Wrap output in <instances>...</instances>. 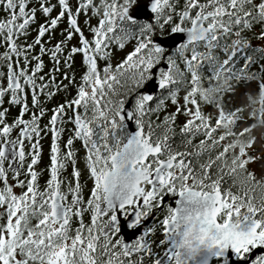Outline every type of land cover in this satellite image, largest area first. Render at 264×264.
I'll return each mask as SVG.
<instances>
[{"label":"snow or ice","instance_id":"1","mask_svg":"<svg viewBox=\"0 0 264 264\" xmlns=\"http://www.w3.org/2000/svg\"><path fill=\"white\" fill-rule=\"evenodd\" d=\"M261 41L264 0H0V264H264L208 100Z\"/></svg>","mask_w":264,"mask_h":264},{"label":"trees","instance_id":"2","mask_svg":"<svg viewBox=\"0 0 264 264\" xmlns=\"http://www.w3.org/2000/svg\"><path fill=\"white\" fill-rule=\"evenodd\" d=\"M250 84L253 85L252 94L248 90ZM182 95L183 92H181ZM208 100L214 101L224 113L230 114V119L222 118L221 123L217 125L219 131L213 133L214 138L223 136L216 146L209 145L213 155L227 146L225 160L235 159L239 164L242 159L241 153H246L248 158H252L246 170L254 174L258 183H253L244 176V170L240 167H237L235 173L243 181V186L255 189L254 195H264V91L258 94L256 84L249 83L246 86L241 85L234 92L221 89V94H213L208 97ZM233 109L236 111L233 112ZM204 111L213 113L216 107L209 103L206 104Z\"/></svg>","mask_w":264,"mask_h":264},{"label":"flooded vegetation","instance_id":"3","mask_svg":"<svg viewBox=\"0 0 264 264\" xmlns=\"http://www.w3.org/2000/svg\"><path fill=\"white\" fill-rule=\"evenodd\" d=\"M57 31H59V30H57ZM253 32H255V28L253 29ZM249 35V37L251 38V36H252V33H249L248 34ZM255 40H252V43L253 44H255ZM73 43H75V40H73ZM260 43H264V41H261ZM77 59H79V57H77ZM237 89V88H236ZM56 99L57 100H59L60 99V97L59 96H57L56 97ZM42 143H44V144H46L47 143V138L45 137V139H44V141H42ZM41 167L43 166V163H41V165H40ZM237 170V169H236ZM235 175L237 176V174L235 173ZM250 188H252L253 189V187H250Z\"/></svg>","mask_w":264,"mask_h":264},{"label":"rangeland","instance_id":"4","mask_svg":"<svg viewBox=\"0 0 264 264\" xmlns=\"http://www.w3.org/2000/svg\"><path fill=\"white\" fill-rule=\"evenodd\" d=\"M256 43V42H255ZM261 45H264V43H261Z\"/></svg>","mask_w":264,"mask_h":264}]
</instances>
